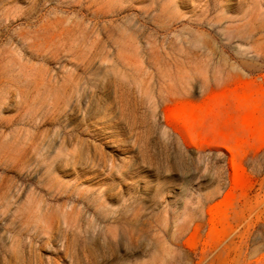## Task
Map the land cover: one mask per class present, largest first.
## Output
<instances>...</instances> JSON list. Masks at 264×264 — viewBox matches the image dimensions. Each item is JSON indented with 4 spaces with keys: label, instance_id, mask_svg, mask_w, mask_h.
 <instances>
[{
    "label": "rangeland",
    "instance_id": "1",
    "mask_svg": "<svg viewBox=\"0 0 264 264\" xmlns=\"http://www.w3.org/2000/svg\"><path fill=\"white\" fill-rule=\"evenodd\" d=\"M0 264H264V0H0Z\"/></svg>",
    "mask_w": 264,
    "mask_h": 264
},
{
    "label": "bare ground",
    "instance_id": "2",
    "mask_svg": "<svg viewBox=\"0 0 264 264\" xmlns=\"http://www.w3.org/2000/svg\"><path fill=\"white\" fill-rule=\"evenodd\" d=\"M233 209H237V208H241V206H239L238 203L234 204V206L232 207ZM214 254V253H213Z\"/></svg>",
    "mask_w": 264,
    "mask_h": 264
}]
</instances>
